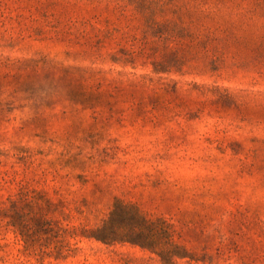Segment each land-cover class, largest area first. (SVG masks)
<instances>
[{
    "label": "rangeland",
    "instance_id": "rangeland-1",
    "mask_svg": "<svg viewBox=\"0 0 264 264\" xmlns=\"http://www.w3.org/2000/svg\"><path fill=\"white\" fill-rule=\"evenodd\" d=\"M0 264H264V0H0Z\"/></svg>",
    "mask_w": 264,
    "mask_h": 264
},
{
    "label": "trees",
    "instance_id": "trees-1",
    "mask_svg": "<svg viewBox=\"0 0 264 264\" xmlns=\"http://www.w3.org/2000/svg\"><path fill=\"white\" fill-rule=\"evenodd\" d=\"M89 237L104 243L130 242L154 251L163 262L186 256L173 239L171 226L163 218H149L132 204L117 200L103 224Z\"/></svg>",
    "mask_w": 264,
    "mask_h": 264
}]
</instances>
